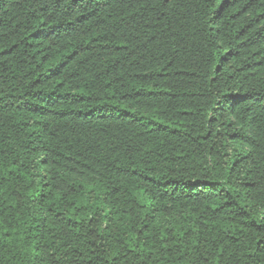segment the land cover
Returning a JSON list of instances; mask_svg holds the SVG:
<instances>
[{"label":"trees","instance_id":"1","mask_svg":"<svg viewBox=\"0 0 264 264\" xmlns=\"http://www.w3.org/2000/svg\"><path fill=\"white\" fill-rule=\"evenodd\" d=\"M0 264H264V0H0Z\"/></svg>","mask_w":264,"mask_h":264}]
</instances>
